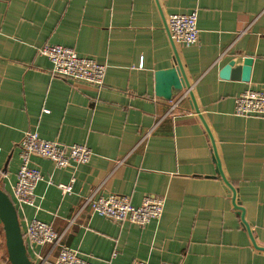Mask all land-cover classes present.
I'll use <instances>...</instances> for the list:
<instances>
[{
	"label": "crops",
	"instance_id": "obj_1",
	"mask_svg": "<svg viewBox=\"0 0 264 264\" xmlns=\"http://www.w3.org/2000/svg\"><path fill=\"white\" fill-rule=\"evenodd\" d=\"M194 10L198 41L175 42L169 15ZM45 44L105 64L104 83L54 74L39 52ZM176 55L191 87L169 99L158 76ZM248 57L249 79L221 75ZM248 88L264 91V0H0V185L22 230L34 218L50 223L95 264H264V117L235 111ZM30 130L92 151L67 168L34 155L43 174L34 205L14 196L19 142ZM113 193L134 205L162 195L164 212L139 225L83 207L90 195ZM25 240L35 262L55 264L59 246ZM0 264H10L1 220Z\"/></svg>",
	"mask_w": 264,
	"mask_h": 264
},
{
	"label": "built area",
	"instance_id": "obj_2",
	"mask_svg": "<svg viewBox=\"0 0 264 264\" xmlns=\"http://www.w3.org/2000/svg\"><path fill=\"white\" fill-rule=\"evenodd\" d=\"M167 24L175 42L192 45L198 41L200 30L197 10L189 13H172ZM39 52L51 60L53 73L56 75L98 86L104 83L106 65L95 58L80 55L75 49L62 44H45L39 48ZM235 111L239 115L264 117V91L248 88L241 92L235 97ZM19 146L20 166L14 184V196L19 204L36 203L35 186L43 179V174L38 167L31 164L34 155L50 159L61 168L86 163L92 155L91 149L85 144H64L46 139L32 130L25 132ZM59 186L65 192L72 191V183H60ZM165 202L162 195L147 194L140 205H134L128 195L113 193L97 197L90 195L83 207L89 206L93 211L113 220L146 225L161 217ZM23 234L36 248L45 244L59 246L55 264H95L81 256L77 250L62 244V234L52 224L43 220L34 218L29 221ZM38 255L43 259L42 255ZM132 264L148 262L136 258Z\"/></svg>",
	"mask_w": 264,
	"mask_h": 264
},
{
	"label": "water",
	"instance_id": "obj_3",
	"mask_svg": "<svg viewBox=\"0 0 264 264\" xmlns=\"http://www.w3.org/2000/svg\"><path fill=\"white\" fill-rule=\"evenodd\" d=\"M175 64L176 65L174 67L167 69L164 73H161L158 76V89L160 93H162L165 97L169 99L173 98V96L179 91L191 87V83L189 82V79L187 78L186 73L183 69L182 63L177 55ZM251 64L252 59L249 57L245 59L244 65L242 67H235L236 63L231 60L228 64L223 67L221 75L225 78H230L240 77L241 74L242 78L244 80H247L249 79ZM190 96L193 101V107L197 111H199V108L194 100V95L192 92H190ZM213 147L215 152V161L217 164V172L221 176H224L221 168V162L215 149V144ZM233 190L235 206L237 209L242 210L243 222L249 228V224L244 218L243 208L240 206L239 202L237 203V190H235V188H233ZM0 220L3 224L5 243L7 248V259L10 264H48L43 261L35 262V260L31 258L28 251V246L24 238L15 202L12 199L11 195L1 185Z\"/></svg>",
	"mask_w": 264,
	"mask_h": 264
},
{
	"label": "rangeland",
	"instance_id": "obj_4",
	"mask_svg": "<svg viewBox=\"0 0 264 264\" xmlns=\"http://www.w3.org/2000/svg\"><path fill=\"white\" fill-rule=\"evenodd\" d=\"M16 205V204H15ZM25 238V237H24ZM26 241V240H25ZM27 244V243H26ZM44 262V261H43Z\"/></svg>",
	"mask_w": 264,
	"mask_h": 264
}]
</instances>
